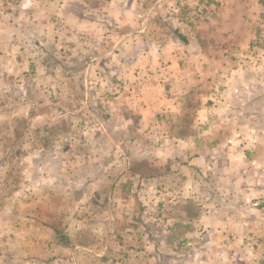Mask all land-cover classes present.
Returning <instances> with one entry per match:
<instances>
[{
    "label": "crops",
    "instance_id": "1",
    "mask_svg": "<svg viewBox=\"0 0 264 264\" xmlns=\"http://www.w3.org/2000/svg\"><path fill=\"white\" fill-rule=\"evenodd\" d=\"M159 1L0 0V144L5 143L0 146V193L14 182L18 191L36 192L41 206L49 199L54 213L35 226L17 224L19 243L34 228L32 239L45 247L27 262L77 264V253L68 248L71 234L98 232L110 240L103 244L104 253L88 251L93 260L88 264L108 262L112 238L135 235V217L146 221L144 199L152 201L155 212L162 200L166 245L176 234L196 235L205 245L201 249L216 255L218 240L233 248L239 229L247 234L243 240L264 238L262 223L249 218L264 213L246 209L255 199L240 200L247 213L243 224L234 216L228 220L217 207L216 188L209 185L216 173L200 169L199 175L189 168L240 158L246 185L264 190V0H163L157 6ZM178 4L218 7L212 34L172 14L171 6ZM162 5L168 14H160ZM69 54L73 62L61 59ZM162 113L186 124L181 133L188 125L197 137L175 138L174 149L160 152L147 136ZM152 128L154 133L157 126ZM202 135H211L205 144L197 139ZM221 147L226 156L199 152ZM128 148L135 158L126 155ZM101 151L108 154L97 157ZM119 151L121 157H107ZM162 155L167 156L165 170L159 169ZM63 197L72 201L71 217L78 208L87 215L76 230L56 220L62 219L55 213H61L56 206ZM79 198L91 202L76 207ZM98 198L104 206L95 204ZM98 213L103 219L89 222ZM210 228L209 237L196 232Z\"/></svg>",
    "mask_w": 264,
    "mask_h": 264
},
{
    "label": "rangeland",
    "instance_id": "2",
    "mask_svg": "<svg viewBox=\"0 0 264 264\" xmlns=\"http://www.w3.org/2000/svg\"><path fill=\"white\" fill-rule=\"evenodd\" d=\"M162 1L163 0H160L157 6H161L160 3ZM167 9H168L167 6L162 5L161 7L162 11L160 12V14H164V13L168 14L169 12H167ZM169 11L174 15L177 16L182 15L184 17L186 16L187 18H189L191 20L190 23L192 24V25L189 24V27H191L192 29L199 30L200 32L211 35L213 32L212 31L213 27L211 25V22L214 20V18L217 17L220 9L214 6L208 7L201 5L191 6V4H186V5L178 4L175 8L171 6V9ZM210 13H212L213 16L211 19L207 20L206 16L207 14ZM61 59H65V60H69L70 62H73V57L71 54ZM225 59L230 61L232 59V56H229V53H227L225 54ZM83 63L84 62H82V64ZM212 72H215L218 75H221L222 73L220 72V70H212ZM125 89H126L125 91L128 92L132 91V88L130 89L129 87H126ZM81 96L83 97V95ZM167 114L170 117H172L171 119L173 120L172 126L171 125L164 126L163 124L161 125V121L168 117L165 116V113H162L161 115L163 116L160 118L158 117L160 120L162 119L161 121H159L160 123H157V121L159 120L158 118L155 120V122L153 120L148 130V133H150L149 132L150 130L151 133L149 134V136H147L148 137L147 140H149L150 143L154 141L155 142L154 145L159 148L160 152H165V150H167L165 148H169V147L171 149L173 147L174 149L175 148L174 144H177V142H175L174 140L175 138H178L180 136L184 138L188 136L190 137V139H194L197 137L196 134H193L194 129L190 128L188 125H187L188 132H185L188 134L181 133L179 130L182 127H184L186 124L182 126L180 121L177 122L174 116H172L169 113ZM99 122L100 119L98 122H96V124H100ZM152 126H157V128L161 127L162 130L164 129L165 135L157 136L155 133H152V129H153ZM64 127L66 128L67 126L64 125ZM150 136H152L153 138H151ZM121 137H123V135H121ZM208 137H211V135L198 136L197 139L198 141L202 140V143L205 144L206 142L204 141H209ZM125 138L126 137H124V139L122 140H125ZM127 143L128 142H125V145ZM4 144H0V146H4ZM226 151H227L226 149L221 147L219 150L216 149L215 151L207 149V150H200L199 152L204 154L208 153L209 155H213V153L215 152L217 154L214 155L223 156L225 155ZM0 152L3 151L1 150ZM105 152L106 154H108L107 153L108 151H101V153L97 155V157H103L102 154H105ZM109 152L111 153L112 151L109 150ZM93 153L95 155L96 151H94ZM120 153L122 152L119 151L118 154L115 155L111 154L108 155L107 157L109 158L113 157L115 159L117 155L118 157H121ZM126 155H128L130 159L135 158L136 152L132 148H128V154ZM162 156L163 157H161L162 159L160 161L161 164L159 166L160 167L159 169L163 167V169L165 170L166 169L165 165L167 161L164 160L166 159L167 156L166 155H162ZM1 159L2 158L0 157V160ZM182 161L183 164L186 163L188 166L187 161H184L183 158ZM213 162H215L214 159ZM243 167L244 164L242 159L236 158V160H233L232 164H230L226 160V157H225V161L224 159L218 160L216 165L214 166L213 163H209L205 168H200L193 165L189 167L193 169L191 170L192 172H197L199 175H202L200 169L206 170L207 171L206 174L208 173L210 174L213 172L216 173L213 175L215 179L211 180V182H209V185L216 188L215 191L220 197L219 203H217L218 204L217 207L220 209L219 212L221 213V216H225L226 218H228V220H231L232 216L237 217L238 219H236V222L238 223L240 222L241 224H243L246 219V216H244L243 214L245 215L247 214L246 212L242 211L243 210L242 208L245 207L242 206L244 204L240 203L241 199H243V201H245L246 203L247 200L249 199L251 200L255 199L247 203L248 205H246L247 206L246 209L251 210L250 208H254L261 210L262 213H264V204L260 208H255L253 206V203L255 202H261V203L264 202L263 200L264 190H262L263 187L260 185V186H254L255 188L251 189V186L249 187L248 185H246L244 178H242L241 176L242 169H244ZM255 169L261 171V168L259 167H255ZM18 171L20 172V169H18ZM191 171L190 169L187 168L184 174L189 175ZM95 174L96 173L92 171V176H94ZM230 176L232 180L230 179ZM255 177H259V175L256 174ZM165 186L166 185H163L162 187L164 188ZM93 188L96 187L94 186ZM4 189L5 192L0 193L1 196L0 197V264H34V262L29 263L26 260L32 258V255L39 253V251L45 249V247H42L41 245L37 244V242H35V240L32 239L33 230H35L34 228H28L26 230V232L28 233L27 236H24L22 242L19 243L18 242L19 238L17 235L21 234V232L20 230L16 229L19 227V225L17 224L22 222V225L28 224L29 227L35 226L37 222H41L42 220L47 219L45 218L46 216H51L54 214L50 212L53 211L52 205H50L49 199H42V201L45 204L41 206L39 204L40 198L37 196L36 192L27 193L26 191L25 192L24 191L21 192L20 190L18 191L17 186L15 185L14 182H10V183L7 182L6 187ZM228 197H230V199ZM215 198L216 197H214V199ZM59 199L61 201V205L57 204L56 207H59L61 209V213L60 214L55 213V215H57L56 218L61 217L62 219L61 220L56 219L58 222L60 221H66V223L69 222V225H75V230L81 226L80 223L86 222L85 217L87 215H85L84 213H80L79 212L80 208H78L79 210L76 212L77 213L76 216L73 215L71 217L68 210L69 208L71 209L72 201H69V199H66L64 197ZM217 200L218 199L216 198L215 201ZM160 201L162 200L160 199L156 202L157 212H155L154 210L150 209V204L152 203V201H149L148 199H144L143 200L144 207L142 211L143 214L141 215V217L144 215L146 221L143 219H140L139 221V219L135 217L132 220L135 225V229L136 227H138L137 228L138 231L137 232L135 231V235H128L122 240L113 237L112 246H110L111 255L108 257L110 260L108 259L109 261L104 263H99V262L97 263L98 264H264V238L255 235L254 242L252 241V239L243 240L241 238H244L247 235L244 233L243 229L237 230L235 246L233 248H229V246L224 243V240H222V238L218 240L220 247H217L218 249L216 250V255L210 253L211 250L208 251V253L207 251H203V249L201 248L205 247V245L198 244L199 238L196 237V235L193 236L192 238L190 234L189 235L186 234L184 236L176 234V238L178 239L174 238L172 245H166L165 241L166 238L168 237L167 231L160 228L163 224L162 221L165 220L162 211H160V203H161ZM77 202H80L79 205H76V207H79V206H85L89 204L91 201L88 199L79 198ZM102 202H103L102 198H98V200L95 201V204H97L100 207V205H102L101 204ZM227 210H229L228 213H226ZM22 211L23 213L20 214V212ZM135 211H136L135 216H137L138 215L137 209ZM249 215L250 214H248V216ZM93 216L95 219L90 220L89 222H98L100 221V219H103L104 217L102 213H98L96 215L94 214ZM107 217L108 219H110L111 215L108 214ZM249 218L250 219L253 218L254 222H256L255 220L257 219L259 222L262 223L261 225L264 226V216L263 218L261 217L259 218L258 216H254V217L249 216ZM48 220L51 221V219ZM52 221L54 220L52 219ZM153 221H155L154 226L152 225ZM149 222L151 224H149ZM151 226L153 227L151 228ZM196 232L199 234V236H203V237L204 236L209 237L210 235L214 234V230H212L211 228L206 231L197 230ZM67 233H71V232L67 231ZM99 233L100 232H98V234L96 233L97 235L94 234L95 236L94 235L86 236V234H84L86 237L85 236L80 237L77 234V238H75V236L71 234L69 244L72 245L71 246L69 245L68 248H69V252L71 251L73 253L74 252L77 253V258H78L77 264L79 263L88 264L90 260L93 261L91 258L92 253L88 252L91 249L96 253L103 252L105 247V245L103 246V244L107 242V239L108 241L110 239L106 236H101ZM24 235H26V233ZM24 239H27V241H24ZM154 239L160 241V244L156 245L158 241L156 242ZM211 240L212 238L209 239L207 242L208 243L213 242ZM237 241H240V244H237ZM87 242L91 243L92 246L88 245ZM230 252L232 256L235 257V259L230 257L229 255ZM11 254L13 255V257L10 256ZM227 254L229 255V257L227 256ZM15 256L23 257L25 260L22 262L19 260H15ZM253 256L256 257L253 258ZM216 257H219L220 259L218 263H216L215 261ZM11 258L13 260H11ZM59 264L62 263L60 262Z\"/></svg>",
    "mask_w": 264,
    "mask_h": 264
},
{
    "label": "built area",
    "instance_id": "3",
    "mask_svg": "<svg viewBox=\"0 0 264 264\" xmlns=\"http://www.w3.org/2000/svg\"><path fill=\"white\" fill-rule=\"evenodd\" d=\"M212 13H210V14H207V16H206V19L207 20H209V19H211L212 18ZM160 118V117H159ZM158 118V119H159ZM162 120V119H161ZM160 119L157 121V123H160L159 121H161ZM164 125V126H168V125H171L172 124V120L170 119V118H165V119H163L162 121H161V125ZM154 133L157 135V136H164L165 135V133H164V129L162 130L161 128H156L155 129V131H154ZM263 204L264 203H261V202H255V203H253V206L255 207V208H260V207H262L263 206Z\"/></svg>",
    "mask_w": 264,
    "mask_h": 264
}]
</instances>
